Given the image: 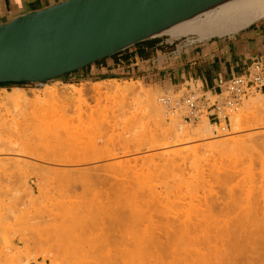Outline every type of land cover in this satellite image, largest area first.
<instances>
[{
  "label": "rangeland",
  "instance_id": "1",
  "mask_svg": "<svg viewBox=\"0 0 264 264\" xmlns=\"http://www.w3.org/2000/svg\"><path fill=\"white\" fill-rule=\"evenodd\" d=\"M137 69L140 68L122 69L121 67L112 68L111 66V69H107L105 63H98L95 69L85 68L73 75L46 83V86L59 89L62 92L81 89L83 93L78 101L73 100L78 97L76 95L71 100L72 103L70 100L67 101L68 103L62 99L51 102L48 100L49 102L46 101L47 103H41L43 106L39 103L41 106L37 104H35L36 106L29 105L25 109L23 107V109H18L8 106L1 110L0 118L5 123V126L2 132V149L4 151L0 155V264H109L110 262L112 264H125L124 259L126 261L130 260V258H127L126 252L129 250L126 248L125 243L121 241L128 242L126 244L129 245L130 238L122 236L124 229L129 223H125L124 220L126 221V219L122 220L124 216L121 217L116 212L118 211L119 203L121 204L126 200L124 197L127 198L128 192H123L121 185L112 177H141V181H147L149 177H158V175L159 177L160 175L161 177L162 175L164 177H167V175L168 177H184L183 179L176 178L174 182H171L169 188L162 189L161 202L168 208L174 210H180L181 207L185 210L196 207L202 208L205 202H211L212 200L210 199L219 197L223 205L219 209L217 208V216L224 217L230 212L231 216L238 215V218L243 220V218L247 217L245 215H248L250 220L252 219L250 221L252 224L245 220L244 222L249 224L242 222L243 227H238L240 224L235 225L238 229H234L232 226V229H229L223 224L217 228L213 226V230L215 229L214 231L216 232L217 229L216 234L220 238V241L211 243L213 246L210 243H207L208 245L205 244V246L204 242L200 243L197 241L180 244L179 242L165 240V242L167 241L165 243L164 239H162L155 247L156 249L154 247L150 248L148 245L151 252L144 250L149 253L148 255L154 257L155 252H158L163 258L162 264H169L168 260H170L171 264H184V256L188 255L185 258V264H187L195 252L207 254L210 246H212L209 255H207L208 257L213 256L216 261L210 258L208 260H212L213 263L208 261V264H223L224 262V264H247V260H251H244L250 255L248 253L252 249L251 244H246L248 238L245 237L249 236L247 234L249 231L256 232V230L250 228L252 225V228L256 229L258 226L260 227V224L264 223V219H261V217L264 218V213L258 209V206L256 207L257 201H255L260 199V195L262 197L264 194V124H262L264 120L261 123L255 121V123L250 121L242 123L241 131H234V133L231 130L229 121L231 114H237L244 110L245 101L246 106H250L252 99L257 100L256 102L259 105L261 104L260 106L264 109V102L261 96L252 94L244 99L238 109L230 114L229 119L221 127H216V129L210 123L214 127V132L220 131L222 133L220 129L222 127L225 128L226 133L223 132L225 134L217 136L219 139H224L225 137L238 138L242 135L243 138L236 144L226 147L227 149L214 147L215 149L211 148V151L210 147L208 149L199 148L197 150L198 157H195L192 147L199 143L197 139H192L188 142V140L177 139L174 135L169 134L166 129L167 125L169 127L172 124L170 123L172 120L165 118V115L162 114L163 110H161V117L166 127L161 125L151 115H148L146 110L143 111L142 105H139L141 108L138 105H133L134 99L131 96L118 97L112 93H104V86L133 85L136 89L145 90L144 92L153 95L156 105L161 108L157 102L158 98L164 94H172L174 90H163L153 85V79L142 78L143 73ZM93 87H101V93L92 92ZM15 88L23 90L27 99L31 101L36 98L37 94L42 92L44 86L41 87L35 84L0 86V97L5 92H13L12 90ZM185 91L184 88L180 90L181 93ZM192 91L196 92L194 88ZM131 107L132 109L135 107L136 110H132ZM204 118L206 116L203 115L193 123L178 121L184 127L193 130ZM39 120L40 123L38 122ZM14 125L16 126L15 129H26V137L36 143H34L35 148L33 150L28 152L29 150L25 151L18 145L10 143L11 128ZM43 132H48L50 136ZM42 133L44 134V138L42 136L43 141H41L42 138L40 137V135H43ZM51 133L55 135V139ZM245 135L246 137H244ZM217 138L215 137L214 139L213 137L212 140H219ZM239 143L240 146L238 147ZM233 145L234 147H232ZM149 156L150 158H145ZM214 175L217 177H230L228 179L229 182L227 180L225 185H223L224 187L227 186L224 188L222 185L210 184L211 186L202 188V185H200L201 177H215ZM144 184V187H146L148 181ZM143 185L141 188H136L134 185L135 189L133 186V188H130L131 185L122 187L132 189L128 191L131 193L129 195L133 196V194H139V191L146 193L144 192L146 188ZM142 187L143 190H141ZM227 188L229 192H225L226 190L228 191ZM193 193L195 196H193ZM252 193L254 195L251 196ZM225 196L227 200H225ZM222 197L224 201L221 199ZM247 198L248 200H246ZM225 202L228 207L225 206ZM235 202L236 204H234ZM243 202L247 204L248 208ZM116 203L117 205H115ZM251 203H253V206H251ZM240 206L241 208H247L246 211L241 209ZM109 207L111 209L113 207V209L109 210ZM253 209H256V211ZM238 210L240 211L238 212ZM118 216L122 218L123 224ZM253 216H258V218L255 219ZM119 221L122 227L116 223ZM259 221H262V223ZM124 224L128 225L123 226ZM230 230L231 233L233 232L232 234L229 232ZM197 233L195 232V234ZM115 237H118L121 241ZM222 239L223 245H221ZM238 240L240 244L237 245L236 243H239ZM131 242H133L132 239ZM174 243L175 246H171ZM193 243L197 244L194 245ZM119 244L124 245H121V253L118 252ZM236 245L238 246L237 248ZM239 245L243 246L244 249ZM132 246L130 245L129 247ZM178 246H182L180 251ZM214 246L217 248L215 249ZM220 246L222 247L221 249ZM255 246L253 247L256 250ZM141 247L144 249L146 246ZM189 247H191L190 250H188ZM124 248L127 249H125L126 254L122 252ZM204 248L208 249L204 250ZM227 248L231 252L226 251ZM133 250H131L132 254L139 252L138 250L133 252ZM176 251L178 252L176 253ZM223 251L228 255H224V257L222 255L224 254L222 253ZM147 252L144 253L146 254ZM179 252H182L183 256ZM215 252L220 254L216 253V256ZM144 253H142V256H144ZM162 253L165 254L162 255ZM184 253L187 255H184ZM261 253L262 251H258L254 257H260ZM120 255L123 257V260L121 259L122 263L116 261H120ZM179 256L182 257L179 258ZM188 257L190 258L188 259ZM173 259H177L175 260L176 262ZM145 262L151 264L150 261ZM255 262L251 261L249 263L258 264L256 260ZM127 263L129 264V262ZM133 264H137V262Z\"/></svg>",
  "mask_w": 264,
  "mask_h": 264
},
{
  "label": "bare ground",
  "instance_id": "2",
  "mask_svg": "<svg viewBox=\"0 0 264 264\" xmlns=\"http://www.w3.org/2000/svg\"><path fill=\"white\" fill-rule=\"evenodd\" d=\"M264 17V0H228L224 3H222L221 5H219L217 8L215 9H211L210 11L208 12H205L203 14L202 17L200 18H196V19H193V20H190V21H187V22H184V23H181V24H178L172 28H170L169 30H167L165 33L171 35L172 37L174 38H177V37H180V36H186V35H196L200 40H204V39H209V38H213V37H221V36H225V35H229V34H233L237 31H240L241 29L247 27L248 25L256 22L257 20H259L260 18ZM249 27V26H248ZM171 37V38H172ZM184 41V40H183ZM95 65V64H94ZM93 66V65H92ZM56 83V82H54ZM35 85H38V86H44V89L42 90L41 93L37 94L36 95V98L34 100H28L26 95L23 93V90L19 89V88H15L13 89L12 91L13 92H5L1 97H0V112L3 108L5 107H13V108H18V109H21L22 107L25 109L27 108L29 105H35L37 104L38 106L41 104V103H45L46 101L47 102H51V101H55V100H63V101H69L71 102V100L73 98H75L76 95H78V97H76L75 99H73L74 101H78L80 99V96H82L81 94L83 93V91L81 89H77V90H73L71 92H66V91H61L59 92L57 89L53 88V87H50V86H46V83L44 84H35ZM95 85V84H93ZM115 85V84H113ZM55 87V86H54ZM71 88V86H70ZM140 88V87H139ZM92 92L96 93V94H100L101 93V87H93L92 88ZM103 91L104 93L108 94V93H112L113 95L115 96H118V97H128V96H131L134 100L133 102V105H142L143 107V111L146 110V113L148 115H151L155 120H157L158 122L161 123V125L164 126V121L162 122V117L161 115L164 114L162 113L161 114V108H159V106L156 105L155 103V98L153 95L151 94H148L142 90H138V88L136 89L135 86L133 85H126V86H104L103 87ZM141 89V88H140ZM86 91V90H85ZM88 92V91H86ZM49 100V101H48ZM257 100H254L252 99L251 100V105L250 106H246V101L244 102V110L237 113V114H231L230 116V127H231V130H233V133L234 131L237 132L240 130V128L242 127L241 124L243 123H246V122H260L264 120V109L256 102ZM46 102V103H47ZM40 103V104H39ZM54 103V102H53ZM59 103V102H58ZM68 103V102H67ZM72 103V102H71ZM69 103V104H71ZM132 104V103H131ZM42 105V104H41ZM40 105V106H41ZM159 105V104H158ZM36 106V105H35ZM43 106V105H42ZM34 107V106H33ZM140 107V106H139ZM22 108V109H23ZM42 108V107H41ZM40 108V109H41ZM141 108V107H140ZM132 109V107H131ZM134 109L136 110V108L134 107ZM132 109V110H134ZM234 113V112H233ZM1 116V115H0ZM41 120V119H40ZM40 120L38 121L40 123ZM12 121V120H11ZM43 121V120H42ZM45 121V120H44ZM255 121V122H254ZM169 122V121H168ZM178 123V124H175V123ZM172 123L169 127L167 125V129L166 131L171 134V135H174L175 138L177 137L178 138H181L182 140H188L191 141L192 139H197V141L199 143H197L196 145H194L192 147V152H194V156L195 157H198V153H197V150L199 148H205V149H208V147H210L209 149L211 148H218V147H223V149H225L226 147L228 146H231L232 144H236L241 138H243V135L242 136H239L238 138L237 137H231V138H217V136H222L223 134H225V128L222 127L220 130L222 131V133L219 131V132H214V127L208 122V119L207 118H204L203 120L200 121V123L193 129H189L187 127H184V125H181V122H179L178 120H172ZM174 123V124H173ZM38 124V123H37ZM46 124V123H45ZM44 124V125H45ZM223 124V123H222ZM242 124V125H243ZM262 124H264V122H262ZM260 124V125H262ZM189 125V124H188ZM5 126V123L2 122L1 118H0V155H2L3 153V139H2V132H3V127ZM40 126V125H39ZM43 126V125H42ZM183 126V127H182ZM187 126V125H186ZM166 127V126H164ZM194 127V126H193ZM16 126L14 125L11 131V139H10V143L13 144V145H18L21 149L23 148V150L25 149V151L29 150L28 152H30L31 150H33L35 148L34 146V143L32 140H29L27 137H26V129L25 128H17L15 129ZM57 128V127H56ZM216 128V127H215ZM217 129V128H216ZM57 130V129H56ZM54 131V130H53ZM218 131V130H217ZM241 131V130H240ZM51 132V130H50ZM225 132V133H223ZM45 133V132H43ZM42 133V134H43ZM48 134V132H46ZM45 133V134H46ZM53 134V133H51ZM50 136V134H48ZM46 135V136H48ZM44 138V134L43 135H40V137ZM54 136V139H55V135L53 134ZM225 136V135H224ZM39 137V136H38ZM37 137V139H39ZM215 137L219 140H212V138ZM246 137V135L244 136ZM40 138V139H41ZM43 138L41 139V141H43ZM52 139V138H51ZM46 142V141H45ZM180 142V141H179ZM36 144V143H35ZM242 144V143H241ZM237 146V145H235ZM240 146V143L238 145V147ZM18 147V148H19ZM191 147V146H190ZM234 147V145L232 146ZM231 147V148H232ZM246 147V145H245ZM214 148V149H215ZM189 149V148H188ZM227 149V148H226ZM232 150V149H231ZM24 151V152H25ZM212 151V149H211ZM214 151V150H213ZM220 151V150H219ZM222 151V150H221ZM225 151V150H224ZM188 152V150H187ZM210 152V151H209ZM217 152V151H216ZM230 152V151H229ZM228 152V153H229ZM27 153V152H26ZM214 153V152H213ZM218 153V152H217ZM161 155H163L162 153H160ZM215 154V153H214ZM220 154V152H219ZM218 154V156H219ZM223 154H226V153H223ZM156 155H159V154H156ZM148 156V155H147ZM155 156V155H154ZM153 157V156H152ZM145 158H150L149 157H145ZM204 158V157H202ZM200 159V158H199ZM167 165V164H166ZM169 165V164H168ZM173 167V166H171ZM167 169H168V166H167ZM166 169V170H167ZM160 170H162V168H160ZM89 171V170H88ZM86 172V171H85ZM229 172V171H228ZM126 174V173H125ZM225 174H227L225 172ZM170 175V174H169ZM217 175V174H216ZM232 175V174H231ZM230 175V176H231ZM215 176V175H214ZM227 176V175H226ZM176 178H180V179H183L184 177H164L162 175H158V177H149V179L147 180L148 181V184H146L147 186H145L144 183H147L146 180H143L141 181V177H112V179H116L115 181H118L119 185H121V189L123 190V192H128V196L127 198L124 197V199H126L122 205V203L120 204L119 202V209L117 208L118 211L116 212L119 216H124V218L122 219L121 217H119L120 219L119 220H124L126 219V221L124 220L125 223H129L128 224H124L123 226L125 225H128L126 226V228H121V229H124L125 231L122 233V236L123 237H129L130 241H129V245L126 244L128 242H124V241H121L118 237H115V238H118L122 243H125V246H127L126 248H128L129 251H126L127 252V258H130V260H132L130 262V260L126 261L124 259V261L127 263L129 262V264H133L134 262H137V264H145L144 261H150L151 264H162L163 261H162V256L158 254V252L156 253L155 252V255L154 257L153 256H150L148 255L151 250H149V247L148 245L150 246V248L152 247H156L158 245V243L160 242V240L164 239V242L165 240H171L173 242H179L180 244H184L185 242H192V241H197V242H200V243H203L204 242V245H208L207 243H216L217 241H220V238L218 237V235L216 234L217 233V229H216V232L213 230V226L214 227H218L220 226L221 224H223L224 226L228 227L229 229H232L231 226L235 229L237 228V224H240L238 225V227H243V223H246V224H249L247 222H250V218L248 215H245L243 216L242 214H240L241 216L245 217L243 218V220L240 218H238V215L237 216H231L230 215V212L228 215L230 216H221L218 215L217 216V208L219 209L220 206L223 205L222 201L220 202V198L218 197H215V198H212L210 200H212L211 202H205L204 203V207L200 208V207H196L194 209H182V207L180 208V210L176 209H170L168 208V206L164 205L161 201V191L162 189H166L167 187L169 188L171 185V182H174L176 180ZM187 178V177H186ZM230 177H201V181H200V185H202V188H205L206 186H209L210 184H213V185H225V183L227 182V180L229 179ZM110 179V180H112ZM236 179V178H235ZM233 179V180H235ZM196 180H199V179H196ZM231 180V179H230ZM184 181V180H183ZM229 182V180H228ZM232 183V181H230ZM136 188L137 187H140L143 185L144 188H146L144 190V192H146L145 194L143 192H140L139 191V194L136 193V194H133L132 195H129L131 194L130 191L128 190H132V189H126L122 186H130V188H133L135 189V186ZM230 183V184H231ZM228 184V185H230ZM199 185V186H200ZM212 185V186H213ZM133 186V187H132ZM211 186V185H210ZM227 186V185H226ZM225 186V187H226ZM143 187L141 190H143ZM219 187V186H218ZM224 187V186H223ZM224 187V188H225ZM263 187V186H261ZM260 187V188H261ZM212 188V187H210ZM214 188V187H213ZM217 188V187H216ZM252 188V187H251ZM259 188V190H260ZM264 188V187H263ZM120 189V191H122ZM228 189V188H227ZM204 190V189H203ZM210 191V189H208ZM206 190V191H208ZM225 190V189H224ZM205 191V192H206ZM223 191V190H222ZM232 191V190H231ZM252 191V190H251ZM258 191V190H257ZM264 191V190H263ZM132 192V191H131ZM138 192V191H137ZM204 192V191H202ZM212 192V191H211ZM225 192H229V189L228 191L226 190ZM133 193V192H132ZM191 193V192H190ZM190 193H188L190 195ZM220 193V192H219ZM257 193V192H256ZM208 194V192H207ZM214 194V193H212ZM217 194V193H216ZM232 194V193H231ZM262 194V193H261ZM222 195V194H221ZM234 195V194H233ZM254 195L253 193L251 194V196ZM259 195V194H258ZM131 196V197H130ZM187 196V195H186ZM193 196H195V194L193 193ZM214 196V195H213ZM190 197V196H189ZM230 197V195H229ZM256 197H259V196H256ZM182 198V197H181ZM185 198V197H183ZM188 198V197H187ZM231 198V197H230ZM229 198V199H230ZM235 198V196H234ZM250 198V197H249ZM262 198V199H261ZM186 199V198H185ZM223 199V197L221 198ZM232 199V198H231ZM245 199V198H244ZM256 199V198H254ZM182 200V199H181ZM225 200L226 199V196H225ZM243 200V199H242ZM241 200V201H242ZM248 200V198L246 199ZM183 201V200H182ZM224 201V199H223ZM238 201V200H237ZM245 201V200H244ZM251 201V200H249ZM254 201V200H253ZM252 201V202H253ZM257 201V205L256 207L258 206V209L263 211L264 213V194L260 195V199L258 200H255ZM232 202V200H231ZM246 202V201H245ZM230 203V202H228ZM233 203V202H232ZM240 203V202H239ZM244 203V202H243ZM248 203V202H247ZM255 203V202H254ZM226 204V202H225ZM231 204V203H230ZM236 204V202L234 203ZM238 204V203H237ZM242 204V203H241ZM245 204V203H244ZM253 206V203H251ZM256 204V203H255ZM254 204V206H255ZM117 205V203L115 204ZM182 205V204H181ZM243 205V204H242ZM247 206V204H245ZM113 206V205H112ZM227 206V204L225 205ZM224 206V207H225ZM259 206H261V208H259ZM228 207V206H227ZM250 207V206H249ZM255 207V208H256ZM226 208V207H225ZM232 208V206H231ZM239 208V207H238ZM241 208V206H240ZM248 208V206H247ZM247 208H241V209H246ZM252 208V207H251ZM113 209V207H112ZM111 207H109V210H112ZM114 209H115V206H114ZM221 209V208H220ZM234 209V207H233ZM108 210V212H109ZM232 210V209H231ZM237 210V209H236ZM249 210V209H248ZM247 210V211H248ZM256 211V209H253ZM258 210V211H259ZM114 211V210H113ZM112 211V212H113ZM223 211V209H222ZM226 211V210H225ZM240 210H238L239 212ZM250 211V210H249ZM260 211V213H261ZM233 212V211H232ZM236 213H238L237 211H235ZM244 212V210H243ZM242 213V211H241ZM245 213V212H244ZM248 213V212H246ZM254 213V212H253ZM110 214V213H109ZM113 214V213H112ZM111 214V215H112ZM116 214V215H117ZM121 214V215H120ZM221 214V213H219ZM255 214V213H254ZM258 214V213H257ZM222 215V214H221ZM236 215V214H234ZM251 215V213H250ZM253 215V214H252ZM256 215V214H255ZM262 215V214H261ZM260 215V216H261ZM108 216V215H107ZM115 217V215H114ZM255 217V216H253ZM109 218V217H108ZM258 218L255 217V219ZM260 218V217H259ZM110 219V218H109ZM114 219V218H113ZM261 219H264L261 217ZM121 220L122 224H123V221ZM245 220H247V222H244ZM260 220V219H259ZM118 221V219H117ZM110 222V221H109ZM114 222V221H113ZM121 222H116V223H120ZM262 223V221H259ZM264 222V220H263ZM112 223V222H111ZM251 223V222H250ZM258 223V221H257ZM119 224V225H120ZM252 224V223H251ZM254 224V223H253ZM256 224V222H255ZM117 225V224H116ZM263 225V226H262ZM118 226V225H117ZM116 226V227H117ZM248 226V225H247ZM251 226V225H250ZM253 226V225H252ZM252 226L250 227L252 230H256V232H248L247 234L249 235L248 237H245V238H248V242L245 243L246 244H251V250L247 256V258H243L244 260H247V259H251V260H247V262L251 263V261L255 262V260L257 261L258 264H264V223L263 224H260V227L258 226L256 229H254V227L252 228ZM114 227V226H113ZM120 227H122V225H120ZM227 228V230H228ZM246 228V227H244ZM243 228V229H244ZM248 227V229H250ZM109 229V228H108ZM116 229V228H115ZM119 229V230H121ZM238 229V228H237ZM236 229V230H237ZM240 229V228H239ZM117 230V229H116ZM118 230V231H119ZM226 230V229H225ZM242 230V229H241ZM111 231V230H110ZM115 231V230H113ZM223 231V230H222ZM221 231V232H222ZM243 231V230H242ZM112 232V231H111ZM109 232V233H111ZM195 232H198L197 234H195ZM231 233V230L229 231ZM235 232V231H234ZM241 232V231H239ZM245 232V231H244ZM220 233V232H219ZM226 233V231H225ZM233 233V232H232ZM231 233V234H232ZM118 234V233H117ZM120 234V233H119ZM227 234V233H226ZM111 235V234H110ZM235 235H236V232H235ZM240 235V234H239ZM224 236V235H223ZM230 236V235H229ZM244 236V235H243ZM121 237V236H120ZM121 237V238H123ZM228 237V236H227ZM231 237V236H230ZM241 237V236H240ZM239 237V239H240ZM249 237H250V242H249ZM114 238V237H112ZM124 238V239H126ZM222 238V237H221ZM131 239L133 242H131ZM225 239V238H224ZM234 239V238H233ZM231 240V239H230ZM244 240V238H243ZM242 240V241H243ZM166 241V242H167ZM202 241V242H201ZM229 241V239H228ZM235 241V240H234ZM233 241V242H234ZM241 241V242H242ZM111 242H112V239H111ZM163 242V241H162ZM165 242V243H166ZM172 242V243H173ZM223 242V239L221 241V245ZM231 242V241H230ZM229 242V244H230ZM232 242V243H233ZM239 242V240H238ZM110 243V242H109ZM120 243V242H119ZM135 243V244H134ZM186 243V244H188ZM231 243V244H232ZM137 247L134 246V245ZM147 244V245H146ZM185 244V245H186ZM194 245L197 244V243H193ZM237 245L240 244L239 243H236ZM243 246H244V242L242 243ZM241 244V245H242ZM120 247H119V253H121V248L123 244H119ZM132 246V247H129V246ZM168 245V244H167ZM170 245V244H169ZM183 245V246H185ZM191 245V244H190ZM189 245V246H190ZM202 245V244H201ZM205 245V246H206ZM212 245V244H211ZM216 245V244H215ZM228 245V243H227ZM236 245V248L238 247ZM239 245L240 247H242V249H244L243 246ZM254 245H256V250L254 249ZM124 246V245H123ZM145 247L144 249L141 247ZM171 246H175V243L174 245H171ZM203 246V247H205ZM213 246V245H212ZM210 246V249H209V252L211 250V247ZM234 246V245H233ZM247 246V245H246ZM249 246V245H248ZM134 247V248H133ZM148 247V248H147ZM159 247H161V245H159ZM180 247V246H178ZM177 247V248H178ZM182 247V246H181ZM181 247L180 249H178L179 251L181 250ZM187 247V246H186ZM185 247V248H186ZM192 247V245H191ZM188 248V250H190V248ZM199 248V246H197ZM196 247V248H197ZM201 247V246H200ZM227 247V246H226ZM124 248L122 250L123 253H125V249ZM130 248V249H129ZM158 248V247H157ZM166 248V247H165ZM176 248V247H175ZM195 248V249H196ZM214 248L216 249L217 247L214 246ZM222 247L220 246V249ZM225 248V247H223ZM231 248V247H230ZM235 248V247H234ZM138 250L139 252H136V254H132L131 250ZM147 250V251H144V250ZM156 249V248H155ZM163 249V248H162ZM167 249V248H166ZM173 249V248H172ZM171 249V250H172ZM208 249V248H206ZM204 248V250H206ZM213 249V248H212ZM246 249H248L246 247ZM127 250V249H126ZM133 250V252H135ZM193 250V248H192ZM202 250V249H201ZM202 250V251H204ZM214 250V249H213ZM225 250V249H224ZM233 250V249H232ZM236 250V249H235ZM241 250V249H240ZM141 251V253H140ZM155 251V250H154ZM219 251V250H218ZM226 251H229L231 252V250H227ZM258 251H262L260 257L257 256L256 258L254 257L255 254L258 253ZM144 252H147L146 254ZM163 252V251H162ZM178 251H176L177 253ZM187 252V251H186ZM207 252V251H206ZM209 252L207 253L209 255ZM214 252V251H213ZM220 252V251H219ZM219 252H215L216 253H219ZM228 252V253H229ZM238 252V250H237ZM240 252V251H239ZM245 252V251H243ZM242 252V253H243ZM142 253H144V256H142ZM174 253V252H173ZM180 254H182V252H179ZM200 253H203V252H200ZM224 253V251L222 252ZM241 253V252H240ZM247 253V251H246ZM115 254V253H114ZM126 254V253H125ZM156 254H158L157 256L161 257L159 259V257L156 256ZM165 254V253H164ZM162 253V255H164ZM168 254V253H167ZM207 254H198L197 252H195L193 254V257L187 262V264H208V259L212 258L213 260H215V258H213V256L211 257H208ZM214 254V253H212ZM214 254V255H215ZM220 254V253H219ZM218 254V256H220ZM230 254V253H229ZM153 255V254H152ZM178 255V254H177ZM184 255H187L184 253ZM223 256L224 255H228L226 253L222 254ZM231 255V254H230ZM241 255V254H240ZM111 256V255H110ZM121 256V255H120ZM119 256V257H120ZM176 256V255H175ZM183 256V254H182ZM182 256H179L182 257ZM188 256V255H187ZM186 256V257H187ZM191 256V255H190ZM217 256V254H216ZM237 256V255H236ZM235 256V257H236ZM178 257V256H177ZM184 256V264H185V261H186V258ZM222 257V256H221ZM225 257V256H224ZM232 257V256H231ZM113 258H114V255H113ZM116 258V257H115ZM118 258V257H117ZM126 258V259H127ZM167 258V257H166ZM175 258V257H174ZM190 257H188L189 259ZM218 258V257H217ZM220 258V257H219ZM228 258V257H227ZM241 258V259H242ZM111 259V258H109ZM123 260V257L121 256L120 257V261L116 260L118 263H122L121 261ZM145 259V260H144ZM169 259V258H168ZM171 259V258H170ZM226 259V258H225ZM114 260V259H113ZM174 260V259H173ZM177 260V259H175ZM174 260V261H175ZM181 260V259H180ZM220 260V259H219ZM224 261V259H222ZM243 260V261H244ZM112 261V260H111ZM134 261V262H133ZM160 261V262H159ZM212 262V260H210ZM209 261V262H210ZM216 261V260H215ZM222 261V263H223ZM226 261V260H225ZM230 261V260H229ZM233 261V260H232ZM241 261V262H243ZM167 262V261H166ZM165 262V263H166ZM176 262V261H175ZM179 262V260H178ZM177 262V263H178ZM181 262V261H180ZM210 262V263H211ZM218 262V261H217ZM220 262V261H219ZM234 262V261H233ZM245 262V261H244ZM111 263V262H110ZM109 263V264H110ZM125 263V264H126ZM168 263H170V260H168ZM213 263V262H212ZM221 263V262H220ZM225 263V262H224ZM223 263V264H224ZM229 263V262H228ZM239 263V262H238ZM247 263V264H248ZM249 263V264H250ZM256 263V262H255ZM254 263V264H255ZM112 264V263H111ZM114 264V263H113ZM117 264V263H116ZM123 264V263H122ZM128 264V263H127ZM148 264V263H146ZM150 264V263H149ZM173 264V263H172ZM176 264V263H174ZM183 264V263H182ZM219 264V263H218ZM227 264V263H226ZM230 264V263H229ZM242 264H245V263H242Z\"/></svg>",
  "mask_w": 264,
  "mask_h": 264
},
{
  "label": "water",
  "instance_id": "3",
  "mask_svg": "<svg viewBox=\"0 0 264 264\" xmlns=\"http://www.w3.org/2000/svg\"><path fill=\"white\" fill-rule=\"evenodd\" d=\"M226 1L69 0L28 13L0 25V85L60 80Z\"/></svg>",
  "mask_w": 264,
  "mask_h": 264
},
{
  "label": "crops",
  "instance_id": "4",
  "mask_svg": "<svg viewBox=\"0 0 264 264\" xmlns=\"http://www.w3.org/2000/svg\"><path fill=\"white\" fill-rule=\"evenodd\" d=\"M66 1L0 0V25ZM248 26L201 41L156 37L98 63H105L107 69L140 68L142 78H152L153 85L163 90L194 88L198 93L216 95L233 77L245 76L253 61L264 59V17ZM98 63L87 68L95 69Z\"/></svg>",
  "mask_w": 264,
  "mask_h": 264
},
{
  "label": "built area",
  "instance_id": "5",
  "mask_svg": "<svg viewBox=\"0 0 264 264\" xmlns=\"http://www.w3.org/2000/svg\"><path fill=\"white\" fill-rule=\"evenodd\" d=\"M252 94L260 95L264 102V59L253 61L245 76L233 77L216 95L177 91L161 95L157 102L167 120L193 123L204 115L209 123L221 127L240 103Z\"/></svg>",
  "mask_w": 264,
  "mask_h": 264
},
{
  "label": "trees",
  "instance_id": "6",
  "mask_svg": "<svg viewBox=\"0 0 264 264\" xmlns=\"http://www.w3.org/2000/svg\"><path fill=\"white\" fill-rule=\"evenodd\" d=\"M8 85H20V84H1L0 86L5 87V86H8Z\"/></svg>",
  "mask_w": 264,
  "mask_h": 264
}]
</instances>
